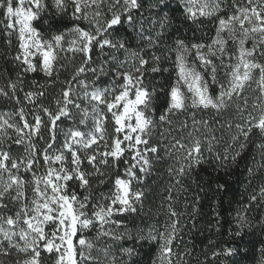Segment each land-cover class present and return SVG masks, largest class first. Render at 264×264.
Returning <instances> with one entry per match:
<instances>
[{
    "label": "snow or ice",
    "instance_id": "6c2138e0",
    "mask_svg": "<svg viewBox=\"0 0 264 264\" xmlns=\"http://www.w3.org/2000/svg\"><path fill=\"white\" fill-rule=\"evenodd\" d=\"M179 3L183 6L182 19L170 14L168 0H152L149 4V10L157 17L152 22L153 30L159 24L153 38L144 36L145 0H52L54 15L67 16L74 23L64 32L55 31L50 25L52 34L46 38L34 22L48 6L47 0H0L4 35L9 37V45L13 34L18 40L14 60L19 62L21 72L17 74V83H23L24 73L42 72L51 87L59 81L61 70H67L65 64L59 63L60 53L65 58L71 54V60L81 58L71 79L62 82L65 87L54 101L55 109L36 103V98L45 96L46 89L34 81L33 88L40 90H30L24 96L34 105L31 120L23 107L13 114H0V210H8L0 211V257H11L15 252L17 259L13 264H47L48 260L52 264H126L124 256L136 255V246L141 241L153 240L159 243V264H173L172 257L177 255L173 245L180 231L181 214L171 203L170 223L162 232L150 227L146 235L142 229L133 234L115 218L137 213V205L143 206L145 191L132 187L133 181L143 182L136 169L148 174L152 156L158 157L160 151L159 144L151 143L152 130L157 126L151 113L159 93L146 81L150 73L169 71L162 66L169 53L175 54L176 79L167 91L160 89L167 105L159 116L160 124L172 125L169 117L187 110L189 100L192 108L214 110L217 115L226 112L234 100H243V105L236 106L241 117L234 125L236 132L223 155L215 154V160L227 169L229 159L236 163L247 145L254 143L264 161V0H179ZM208 18L216 21L210 42L177 37L174 46L166 45L159 54L151 51L159 46L173 21L200 27L202 19ZM125 27L137 34L140 46L133 49L124 35L116 37ZM229 41L235 45V51H229ZM249 41L251 48L246 47ZM96 49L107 59L97 63L92 56ZM105 49L111 52L105 53ZM121 51L124 59L115 55ZM85 73H91L93 79H80ZM105 76L111 77L110 83L101 86L100 78ZM17 83L9 80L7 88L11 91L10 98L19 103ZM252 83L257 85L253 92L258 94L252 102L256 115L248 111L249 98L244 95ZM0 95L9 97V91L0 88ZM73 110L80 116L79 125ZM108 114L114 122V134L110 136H106ZM13 115H18L19 121L14 122ZM64 120H71L72 126L61 127ZM89 120L92 127L81 130L80 126L88 128ZM198 125L212 131L208 120L194 117L192 129L189 130L187 122L175 129L177 133L188 130L187 136H171L172 129L167 130L170 146H165L166 154L173 155L175 150L180 163L175 171L177 177L204 162L202 142L196 135L203 133ZM227 127L232 129V122H227ZM254 132L258 134V143L250 139ZM61 137L63 143L57 147ZM126 152L132 153V163L124 159ZM121 160L128 165L124 169L127 178L117 175L108 192L96 193L93 177H104L109 169L118 170ZM168 171L173 174L172 168ZM248 171L253 172L251 168ZM98 183L102 185L105 180ZM179 183L176 179V184ZM74 184L83 190V196ZM29 185L31 197L27 195ZM169 193L171 201V189ZM253 204L264 206V184L254 190L249 204L238 212L234 235L240 240L252 234L257 226L245 214ZM193 208L195 211V205ZM258 225L264 235V216ZM90 231L95 232L92 239L86 235ZM128 242L131 246H125ZM209 245L213 246L211 255L201 264L215 260L229 264L228 258L238 252L237 248L226 245L216 248L211 240ZM260 252V264H264V245ZM179 259L182 260V255Z\"/></svg>",
    "mask_w": 264,
    "mask_h": 264
},
{
    "label": "trees",
    "instance_id": "16d2710c",
    "mask_svg": "<svg viewBox=\"0 0 264 264\" xmlns=\"http://www.w3.org/2000/svg\"><path fill=\"white\" fill-rule=\"evenodd\" d=\"M151 2L152 0H145V7L142 9L145 18L144 36L151 35L155 38L159 31V24L156 23L155 30H153L152 22L156 21L157 17L149 10ZM168 3L172 9L170 14L182 19L183 6L179 3V0H168ZM47 5L45 10L41 12L40 19L34 22V26L46 38L52 34L50 25L53 30L64 32L74 23L67 16L61 18L54 15L55 9L51 6L52 0H47ZM178 8L181 10L178 11ZM0 19H3L2 13H0ZM215 24L216 21L213 18L202 19L200 27L173 21L172 26L168 27L164 32L159 46L151 51L159 54L166 45L174 46V41L177 37H182L192 42H205L206 39H211L215 35ZM84 26L86 27V25ZM120 35H124L127 38L129 46L133 49L140 46V38L135 32L127 30L126 27L122 28L116 34V37L119 38ZM8 40L9 37L4 35L3 32V24H0V88L9 91V97L0 95V114L5 112L13 114L17 112V109L23 107L27 113V118L31 120V112L34 105L25 100L24 96L30 90H40L39 88H33L34 81L44 85L46 89L45 96L36 98V103H42L55 109L54 101L59 97L60 90L65 87L62 82L71 79L74 67L79 65L81 58L78 56L75 60H71V54H68V58H65V54L60 53L61 59L59 63L65 64L67 70H61L59 81L51 87L48 86V78L42 72L24 73L22 75L23 83L21 84L17 83V74L21 72V68L19 62L14 60L18 51V41L15 34L11 37L10 45ZM109 52L111 50L105 49V53ZM115 55L119 59H124L122 51L115 53ZM92 56L97 63L102 59H107V56L102 54L99 49L94 50ZM174 60L175 54L169 53V58L164 60L162 65L168 68L169 71L150 73L149 79L146 81V83L154 85L159 93L154 101V112L151 113L157 125L152 130L151 143L159 144L160 151L158 157L152 156V167L148 174H141L138 168L136 169L143 182L133 181L132 187L134 190L143 189L145 191L143 206L141 208L140 205H137V213L124 214L115 218L121 220L133 234L142 229L146 235L150 227L162 232L165 230L166 225L170 223L168 205L171 203L176 212L181 214L180 231L173 245V251L177 254L172 257L173 264H184V261H187V264H201V262L205 261L206 256L210 257L213 250V246L209 245V240L214 242L216 248L226 245L238 249V252L233 257L228 258L229 264H260L262 259L260 249L264 245V235L261 234L262 229L258 225V220L264 216V206L257 207L253 204L250 206V210L245 213L252 219L253 224L257 225L252 230V234L245 236L244 240H240L234 235L237 230L236 217L238 212L243 211V205L249 204V197L254 194V190H258V187L264 184V167H261L264 161L261 160L260 151L254 146V143H249L241 157L237 158L236 163H232L229 159L227 169L215 160V154L220 153L223 155L225 147L230 142L231 135L236 132L234 125L236 122L241 121V117L237 114L236 106L238 104L243 105V100H234L229 109L221 115H217L214 110H203L188 106L187 110L177 112L169 117L172 125L166 123L161 125L159 116L167 105L166 96L163 92H160V89L163 88L167 91L176 79ZM53 79H55V76ZM80 79H93V76L91 73H85ZM9 80L17 83L16 96L19 99V103L10 98L11 91L7 88ZM110 80V76L101 77V86L109 84ZM257 94L253 90H249V88L244 92V95L249 98L248 111L252 112L253 115L257 114L252 110V102ZM81 103L83 104V101ZM104 111L106 112V108ZM73 112L75 122L79 125L80 116L75 110ZM246 115L247 113H245ZM193 117L196 120H208L212 128V131L208 132L202 126H197L201 128V133H203V135L200 133L196 135L200 136L205 159L201 164L194 165L190 170H186L184 176L177 177L175 176V171L179 168L180 163L175 158V150L173 155L166 154L165 146H170V137L167 130L169 128L172 129L171 136H187L188 130L183 133H177L175 129L183 122H187L189 130L192 129ZM12 120L14 122L19 121V116L13 115ZM217 121H220V123H217ZM229 121L233 124L232 129L227 127V122ZM106 123V136L113 135L114 122L111 114H108ZM69 126H72L71 120H64L61 124V127L64 128ZM91 127V120L88 121L87 129L84 126H80L81 130L84 131ZM162 133H164L163 137ZM205 136H207V139H205ZM212 136H215L216 139L211 140ZM250 139L256 143L259 142L258 134L255 132ZM209 140H211V152L208 151ZM241 140H243V137H241ZM62 143L63 137L58 141L57 147ZM185 143H187V140ZM235 147H238V145ZM13 149L15 152V146H13ZM131 155L125 153L124 156V159L129 160V163H132ZM126 167L128 165H125L123 160H121L118 170L109 169L106 176L93 177V190L96 193L108 192L113 187L114 179L117 175L126 177L124 173ZM169 168L173 169L172 175L169 174ZM249 168L253 170L252 174L249 173ZM28 179H31V174H28ZM100 179H104L105 183L100 185L98 183ZM176 179L180 180L179 184H176ZM217 185H223L224 187L220 189ZM73 186L81 196L85 194L78 185ZM169 189H171V201L168 200ZM197 197H199L198 202ZM193 205H195V211ZM10 207L12 206L10 205ZM12 209L15 211V208ZM193 215H195L194 220L192 219ZM217 219H219V224H217ZM113 227L115 226L113 225ZM217 228H219V231H217ZM245 231L247 232L248 230ZM86 235L89 239H92L95 236V232L90 231ZM121 243L124 242L122 241ZM125 246H131V242H128ZM136 247V255L123 257L126 264H159V243L157 241L143 240ZM188 253L191 254L189 255ZM117 255L119 254L117 253ZM181 255L182 260L179 259ZM44 256L46 257V254ZM101 258L103 259V257ZM1 259L0 264H13L14 262L10 260V257H2ZM47 264H52L51 260ZM209 264H219V260L209 261Z\"/></svg>",
    "mask_w": 264,
    "mask_h": 264
},
{
    "label": "rangeland",
    "instance_id": "374dc122",
    "mask_svg": "<svg viewBox=\"0 0 264 264\" xmlns=\"http://www.w3.org/2000/svg\"><path fill=\"white\" fill-rule=\"evenodd\" d=\"M16 36V35H15ZM18 41V40H17ZM211 41V39H206V41L205 42H210ZM251 46H252V43H251V41H249L247 44H246V47H249V48H251ZM229 51H235V45L234 44H232V42L231 41H229ZM198 63V62H197ZM217 63H219L218 61H217ZM200 71H205L204 69H199ZM220 76L222 77L223 76V72L221 71L220 72ZM257 76H258V73H257ZM255 88H257V85L255 84V83H252V85H251V87L249 88V90H253V89H255ZM213 91H215V89H213ZM189 106L191 107V104H190V100H189ZM134 122V121H133ZM10 131V130H9ZM121 138H122V136H121ZM142 147L143 146H141V149H142ZM126 154H132L131 152H126ZM69 159H70V157H69ZM40 172H42L43 171V169H40L39 170ZM30 174V173H29ZM124 178H127V177H124ZM75 185V184H74ZM27 195L29 196V197H31L32 195H33V193H32V191H31V186H28V191H27ZM11 209H12V207H10ZM12 212H14L13 211V209H12ZM49 231H50V229H49ZM44 254H46V257H47V253H44ZM2 257H0V260H2L1 259ZM17 259V255H16V253L14 252L13 253V256L12 257H10V260L13 262V261H15ZM47 262H49V260L47 261Z\"/></svg>",
    "mask_w": 264,
    "mask_h": 264
}]
</instances>
